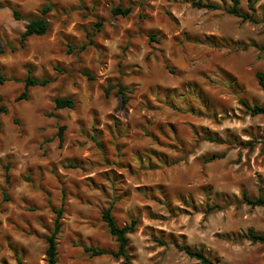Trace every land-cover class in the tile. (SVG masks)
Returning <instances> with one entry per match:
<instances>
[{
  "label": "rangeland",
  "instance_id": "1",
  "mask_svg": "<svg viewBox=\"0 0 264 264\" xmlns=\"http://www.w3.org/2000/svg\"><path fill=\"white\" fill-rule=\"evenodd\" d=\"M253 1L260 23L230 15V0H0V264H46L59 209L56 264H121L107 208L119 225L139 221L131 264H203L181 246L210 264H264L247 239L264 234V209L243 202L264 197V116L239 104H264V0ZM47 4L49 33L21 48L26 22L7 5L28 17ZM29 69L51 82L18 101ZM118 82L126 104L106 94ZM66 97L76 108L57 110Z\"/></svg>",
  "mask_w": 264,
  "mask_h": 264
},
{
  "label": "trees",
  "instance_id": "2",
  "mask_svg": "<svg viewBox=\"0 0 264 264\" xmlns=\"http://www.w3.org/2000/svg\"><path fill=\"white\" fill-rule=\"evenodd\" d=\"M231 7L228 8L227 12L241 19L245 22L251 23H260L255 17L254 12V1L247 0L248 11H244L240 7V0H230ZM193 7L199 9H214L215 7L211 4L202 3V2H192ZM12 11L13 18L17 21H25V30L20 35L19 44L21 48H24L27 41L31 38L44 37L49 33L51 23L49 20V15L53 11L54 6L52 4H47L42 7L37 15L34 16H23L21 14L20 9L17 6L7 5ZM131 13L130 8L122 9L120 6L114 8L112 10V14L114 16H123L127 17ZM263 26H264V22ZM101 25L99 23L96 24L97 29ZM151 38H154L151 36ZM84 48V47H83ZM264 50V46L261 48ZM88 78H91L90 74L85 73ZM258 84L260 88L264 91V74L262 72H258L256 74ZM6 79L2 75V71L0 69V84H3ZM51 80L49 78L38 79L34 76V73L31 69L27 71V75L23 79L24 90L17 98V100H28L29 99V90L35 87H46ZM117 90V97H121L122 103L126 104L128 101V94H131L128 88H126L122 83H117L116 86H109L106 90V94H109L110 91ZM240 106L252 117L255 116H264V104L260 105L257 103H249L243 99L239 100ZM54 105L57 110L70 109L74 110L76 108V102L72 97L66 98H55ZM7 114V109L3 106H0V131L2 129L1 115ZM64 127H59L57 131V138L59 140V146H62L64 143ZM205 140L215 142L214 139L210 137H206ZM222 158L217 154H213L211 156H207L205 158L206 163H211L217 159ZM74 168V167H73ZM243 202L250 207H260L264 209V197L259 196L257 198H250L246 194L243 195ZM216 210H222V207L219 205H215L213 207H207V212H213ZM63 214V209H59L55 212L56 218L54 220L53 231L52 233L45 237L46 242V264H56L57 257V244L56 237L60 231L61 224L60 220ZM102 221L107 226L110 235L114 238L117 247L116 250L111 251L109 254L116 260H122L121 264H131V255L129 254V238L128 236L135 233L139 221L137 219H132L129 224L119 225L117 220L114 218L112 214V209L107 208L103 210L101 213ZM247 239L252 243H259L264 245V234L255 233L253 230L248 231ZM180 250L185 252L190 258H194L200 261L203 264H210L209 257L204 253L203 250H193L188 247L181 246ZM86 252H92L94 256H100L105 254L104 251H95L90 248H85ZM18 264H23L19 259Z\"/></svg>",
  "mask_w": 264,
  "mask_h": 264
}]
</instances>
